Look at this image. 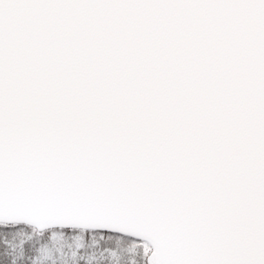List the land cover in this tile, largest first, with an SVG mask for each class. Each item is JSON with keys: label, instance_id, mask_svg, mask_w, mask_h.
<instances>
[{"label": "snow or ice", "instance_id": "1", "mask_svg": "<svg viewBox=\"0 0 264 264\" xmlns=\"http://www.w3.org/2000/svg\"><path fill=\"white\" fill-rule=\"evenodd\" d=\"M0 264H264V0H0Z\"/></svg>", "mask_w": 264, "mask_h": 264}]
</instances>
